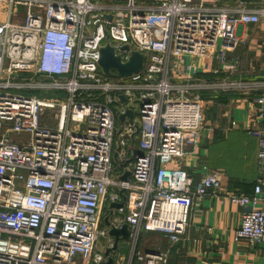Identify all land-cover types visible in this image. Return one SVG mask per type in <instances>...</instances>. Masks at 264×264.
Masks as SVG:
<instances>
[{
    "label": "built area",
    "instance_id": "1",
    "mask_svg": "<svg viewBox=\"0 0 264 264\" xmlns=\"http://www.w3.org/2000/svg\"><path fill=\"white\" fill-rule=\"evenodd\" d=\"M237 14L206 13L194 0L148 7L133 0L125 6L118 0H0V264L106 263L112 241L100 210L119 199L116 190L128 200L117 210L124 221L111 226L125 223L129 239L126 256L111 264H167L164 251L138 250L141 234L157 232L177 243L193 200L220 189L225 179L211 172L194 183L186 171L169 168L198 147L201 95L264 89V80L227 75L237 65L227 64L238 45L237 26L259 21L257 13ZM106 44L122 64L130 52L143 54L141 70L106 76L99 66ZM125 45L129 52L119 51ZM199 58L216 60L221 68L213 75L225 77L200 78ZM53 93L60 94L56 102L48 99ZM256 104V118L264 121V99ZM127 111L132 119L120 122ZM248 133L257 139L264 170V130ZM114 139L119 164L127 148L139 150L132 154V180L112 178ZM226 197L250 207L234 238L259 244L264 181L250 195Z\"/></svg>",
    "mask_w": 264,
    "mask_h": 264
},
{
    "label": "crops",
    "instance_id": "2",
    "mask_svg": "<svg viewBox=\"0 0 264 264\" xmlns=\"http://www.w3.org/2000/svg\"><path fill=\"white\" fill-rule=\"evenodd\" d=\"M157 1L166 0H133V4L148 7ZM118 2L126 5V0ZM194 4L206 13L227 11L232 16L238 15L239 12L258 14L257 23L237 26L235 33L238 45L227 54V64L237 65L235 71L227 75L233 79L264 80V0H194ZM195 64L198 76L207 81L221 79L226 75L222 71L216 74L217 76L213 75L214 70L221 68L216 60L199 58ZM202 95L205 96L201 97L203 121L198 147L194 154L174 161L169 168L186 171L194 183L208 173L220 172L225 177L222 187L209 191L208 195L200 200H193L188 225L180 241L171 244L164 235L143 232L145 235L141 240L143 233L141 234L137 248L140 251H159L160 248L167 253V264H264V238L256 245L234 238V232L240 227L243 212L250 210V207H240L226 197L229 193L250 195L257 181H264V170L257 164V139L248 133L250 130H264V121L257 120L255 113L256 100L264 99V89L249 95L217 92ZM128 149L125 151V160L119 164L115 158L116 148H113V170L115 162L118 165L112 175L113 179L120 180L126 171H130L134 151L132 153ZM128 179L132 180L131 176ZM115 192L119 199L114 203H119L122 201L120 191ZM122 195L127 202L128 193L122 191ZM110 204L112 203L103 204L100 210L103 228V219L107 216L110 224L123 222L125 218L124 212H118L116 209L110 212ZM106 205L108 212L104 217L102 209ZM110 240L113 243V239ZM149 240L157 245L149 243ZM126 242L128 244V240ZM126 254L117 253L116 256L110 255V258L116 261Z\"/></svg>",
    "mask_w": 264,
    "mask_h": 264
},
{
    "label": "water",
    "instance_id": "3",
    "mask_svg": "<svg viewBox=\"0 0 264 264\" xmlns=\"http://www.w3.org/2000/svg\"><path fill=\"white\" fill-rule=\"evenodd\" d=\"M110 19V17H107ZM115 48L111 47L109 44H106L105 47L100 49V59L99 66L102 69L103 73L106 76H112L111 70H114L118 77L129 76L133 73L141 70L144 62V56L140 52L133 51L130 52V57L128 61L124 64L120 62L119 56L115 55ZM119 51L129 52V46L125 45L119 49ZM121 100H124L120 97ZM132 119L133 113L131 111H127L126 113L119 116L118 120L123 122L125 118ZM134 155L139 154V150H134ZM130 177V172L126 171L121 177L120 180L127 181ZM122 201L119 203H112L109 205V210L112 212L113 209H122L125 202V196L122 195V191L119 192ZM103 223L105 226L109 227L108 236L113 239L112 247H109L105 250L104 256L108 258L106 264H111L112 259L109 256L111 251H115L119 241H127L129 239V230L126 224H122L120 229L112 227L108 221V216L103 219Z\"/></svg>",
    "mask_w": 264,
    "mask_h": 264
},
{
    "label": "rangeland",
    "instance_id": "4",
    "mask_svg": "<svg viewBox=\"0 0 264 264\" xmlns=\"http://www.w3.org/2000/svg\"><path fill=\"white\" fill-rule=\"evenodd\" d=\"M93 1H95V0H93ZM59 95H60L59 93H53V94H52V98H48V99L56 102L57 99H54V98H57V96H59ZM204 96H205V95H201L202 98H203ZM115 112H116V110H115ZM134 116H135V117L137 116V110H136V108H134ZM137 141H138V136H135V139H134V145H135V143H136ZM115 145H116V139H114V148H115ZM114 162H115V161H114ZM129 165H131V162L129 163ZM117 166H118V165H117V163L115 162V168H114L115 171L117 170ZM114 170L112 171V175L115 174V173H114V172H115ZM111 191H115V189L112 188ZM107 212H108V205L104 206L103 209H102V213H103L104 217H105V215L107 214ZM105 227H106V226H105ZM158 234H161V233H158ZM144 235H145V233H143V235H142V237H141V240H142V238H143ZM161 235H163V234H161ZM109 238H110V237H109ZM110 239H112V238H110ZM107 240H108V238H106V239H101V240L99 241V243H98L96 249H101V248L105 245V243L107 242ZM148 242H149V243H153L152 240H149ZM153 245L156 246L157 244L153 243ZM156 248H158V247H156ZM158 249H159V251H161L160 248H158ZM126 251H127V242H126V241H123V242H119V243H118L117 252H116V251H112V252L110 253V255H111V256H116L117 253H118V255H125V254H126Z\"/></svg>",
    "mask_w": 264,
    "mask_h": 264
}]
</instances>
